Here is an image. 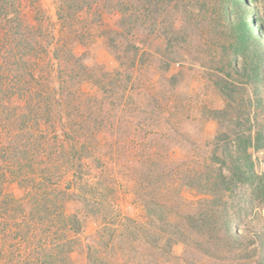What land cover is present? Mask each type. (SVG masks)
<instances>
[{"label":"rangeland","instance_id":"1","mask_svg":"<svg viewBox=\"0 0 264 264\" xmlns=\"http://www.w3.org/2000/svg\"><path fill=\"white\" fill-rule=\"evenodd\" d=\"M144 2L23 3L27 48L38 52L26 68L3 64L11 70L0 75L8 101L0 139L15 157L0 163V176L25 153L31 181L0 179L13 202L8 217L44 221L47 248L71 241L69 264H241L236 244L217 246L191 229L168 253L140 232L147 206H162L172 222L197 213L207 196L192 174L213 155L227 176L243 168L226 193L233 233L264 232V0H204L203 8L170 0L154 3V16ZM244 18L253 36L239 27ZM253 174L262 181L243 180ZM54 217L79 223L61 229Z\"/></svg>","mask_w":264,"mask_h":264},{"label":"trees","instance_id":"2","mask_svg":"<svg viewBox=\"0 0 264 264\" xmlns=\"http://www.w3.org/2000/svg\"><path fill=\"white\" fill-rule=\"evenodd\" d=\"M26 0H0V75L5 76V72L9 74L11 70L10 65L8 70L5 66L14 60L17 66L28 67L29 61L35 53L38 52L36 46L30 45L27 48V41L29 43L30 34L23 27L22 19V5ZM145 1L146 15L154 16L158 14V9H150L154 3L167 4L170 0H143ZM201 8L206 4L201 0ZM148 5V8L147 6ZM161 7V6H160ZM160 15V13H159ZM254 21L257 18L253 17ZM18 23V24H15ZM156 27V26H155ZM163 31L167 30L166 26H162ZM240 29L246 34L253 36L250 26L246 19H242ZM263 31V26H259ZM154 29V28H153ZM167 33L166 35H168ZM32 35V34H31ZM165 35V33H164ZM12 39L16 40V44L12 47ZM37 43V42H36ZM29 57V58H27ZM6 63V64H5ZM5 64V66H3ZM6 74V75H7ZM2 82V81H1ZM4 92H0V96ZM11 92H8L10 94ZM7 94V95H8ZM6 95V98H7ZM8 101L0 98V109L7 108ZM4 112H0V118L4 117ZM3 138L0 139V163L9 165L10 162L14 163V157L11 156L10 148L4 146ZM248 144L249 141H245ZM220 158L213 155L210 159V165H205V170H197L192 174V186L197 188L201 193L207 196V199L201 203L200 209L194 215L182 217L176 214L175 221L172 222L168 217L162 215L163 207H153L148 209L147 206V228L142 227L141 237L144 243L152 244L154 248L162 253H168L173 245L179 242H185L186 234L189 229L195 231L196 234L202 235L209 241L219 242L215 245L221 247L230 246L232 243L236 244L237 259L241 264H264V232L259 233L254 239L244 238L239 234L233 233L234 220L233 216L228 210V203L226 201V193L231 192L236 186L234 178L236 175L244 176L243 168L240 165H235L230 169V176L224 173V165L226 162H222L220 165L218 162ZM26 155L23 153L19 159L18 164L14 170L4 171L0 179L3 183L10 181L25 182V185L30 184L29 175L25 174ZM217 165H220L217 167ZM249 166L250 163H247ZM250 167V166H249ZM26 168V166H25ZM11 169V168H10ZM24 171V173H23ZM243 180H251L250 183L262 181L258 175L246 176ZM250 177V178H248ZM260 180V181H257ZM264 187V182L262 183ZM0 213L3 218L0 217V264H69V257L66 255V245L71 244V241L65 240L64 245H59L56 249L47 248V242L45 239L40 238L42 227L45 222L39 219L34 221L31 219L13 218L8 217L13 202L10 199L11 196L3 193V186H0ZM150 207V206H149ZM46 212V208L44 209ZM155 211V213H154ZM157 214V215H156ZM158 217V218H156ZM44 218V217H43ZM60 218V219H59ZM54 221L58 227L61 225V229L68 228L69 225H75L72 230L77 228L78 220L73 218L65 219L63 217H54ZM182 221V223H181ZM60 222V224H59ZM155 222H161L166 225L171 231L165 235L160 234ZM71 223V224H70ZM156 230L158 232H156ZM153 231V232H151ZM115 231L112 230L111 238H114ZM63 238V236H62ZM61 244V242H60ZM23 248L22 246H25ZM259 245L260 248H257ZM19 247H21L19 249ZM92 259V257H89ZM97 264H107L106 260L102 257L95 260Z\"/></svg>","mask_w":264,"mask_h":264}]
</instances>
